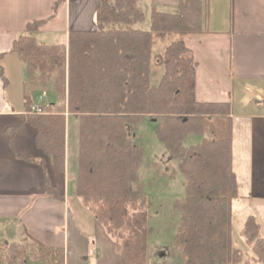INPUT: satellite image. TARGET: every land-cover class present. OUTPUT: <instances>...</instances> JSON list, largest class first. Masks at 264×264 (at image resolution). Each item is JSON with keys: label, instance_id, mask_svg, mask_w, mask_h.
<instances>
[{"label": "trees", "instance_id": "trees-1", "mask_svg": "<svg viewBox=\"0 0 264 264\" xmlns=\"http://www.w3.org/2000/svg\"><path fill=\"white\" fill-rule=\"evenodd\" d=\"M207 13L208 0H183L174 15L153 8L150 29L140 30L135 29L145 20L140 0H101L96 29L70 33L66 45L37 43L34 34L42 22L28 25L14 42L12 54L26 70L24 122L36 130L37 149L59 173L68 164L67 119H79L72 158L75 193L115 242L117 264H148V198L139 174L143 149L135 142L136 127L145 118L157 123L168 159L178 163L184 177L175 238L182 264H264V238L255 217L242 229L251 260L233 244L232 204L239 186L231 103L196 99L198 64L183 42L159 55L152 52L153 34L206 32ZM153 67L161 70L156 86ZM50 88L63 104L55 100L42 105L43 113L31 112L32 97ZM191 136L199 142L188 148L184 143ZM36 163L44 169L46 194L63 200L44 161ZM31 246L36 261L64 264L62 249L36 241ZM9 249L0 264H30L19 247Z\"/></svg>", "mask_w": 264, "mask_h": 264}, {"label": "crops", "instance_id": "crops-1", "mask_svg": "<svg viewBox=\"0 0 264 264\" xmlns=\"http://www.w3.org/2000/svg\"><path fill=\"white\" fill-rule=\"evenodd\" d=\"M182 2L140 0V7L145 16L144 5L150 15L153 8L174 15ZM100 3L0 0V244L36 241L62 249L64 264H117L118 252L75 193L69 133L65 173L37 149V132L24 122L25 65L12 48L27 26L37 22L42 24L34 37L42 45H57V39L66 45L70 33L94 31ZM206 28L189 35L153 34L152 52L159 55L172 43L183 42L198 64L196 99L231 103L236 201L264 203V0H208ZM40 160L63 200L46 194L44 169L36 163ZM251 216L264 238V213Z\"/></svg>", "mask_w": 264, "mask_h": 264}, {"label": "rangeland", "instance_id": "rangeland-1", "mask_svg": "<svg viewBox=\"0 0 264 264\" xmlns=\"http://www.w3.org/2000/svg\"><path fill=\"white\" fill-rule=\"evenodd\" d=\"M144 9L146 12L145 20L135 28L149 30V8L144 5ZM43 42L42 39L38 41L41 45L44 44ZM53 42L57 45L65 43L60 39ZM160 76L161 70L153 67L152 85L159 84ZM40 96L44 98L45 103H54L57 100L52 88L44 93L40 92L34 95L37 102ZM61 101V103L58 102L59 105L64 102ZM67 127V134L69 133L73 151L72 155H74L73 153H76L79 143V119L74 116L69 117ZM157 127V123L153 122V119L145 118L138 124L135 131V142L143 149V161L140 165L139 174L142 180V189L148 198L147 214L150 230L147 240L148 264H182V254L176 245L175 238L180 225V212L176 209V204L185 198L184 177L179 170L178 163L168 159L166 148L158 138ZM198 142L199 138L191 136L184 145L189 148ZM71 171L76 175V169ZM232 207L234 247L243 252L244 260H251L253 254L242 236V229L249 216L261 217L263 215L264 203L246 199L241 202L234 201ZM25 242L13 246L14 248L19 247L24 258H27L30 264H43L33 258L34 252L31 243ZM9 246V244H0L2 258L9 254V250H12L9 249Z\"/></svg>", "mask_w": 264, "mask_h": 264}, {"label": "built area", "instance_id": "built-area-1", "mask_svg": "<svg viewBox=\"0 0 264 264\" xmlns=\"http://www.w3.org/2000/svg\"><path fill=\"white\" fill-rule=\"evenodd\" d=\"M44 103V98L42 96L39 97L38 102L36 101V98L33 96L32 97V102H31V112L41 114L43 113L42 105Z\"/></svg>", "mask_w": 264, "mask_h": 264}, {"label": "water", "instance_id": "water-1", "mask_svg": "<svg viewBox=\"0 0 264 264\" xmlns=\"http://www.w3.org/2000/svg\"><path fill=\"white\" fill-rule=\"evenodd\" d=\"M154 122H155V120H154Z\"/></svg>", "mask_w": 264, "mask_h": 264}]
</instances>
